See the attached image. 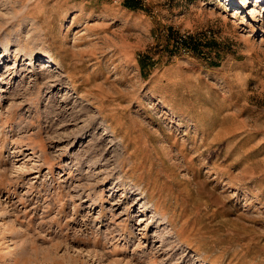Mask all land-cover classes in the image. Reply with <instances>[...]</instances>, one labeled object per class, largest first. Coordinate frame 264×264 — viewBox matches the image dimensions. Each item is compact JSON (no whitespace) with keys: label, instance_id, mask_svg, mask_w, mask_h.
<instances>
[{"label":"rangeland","instance_id":"374dc122","mask_svg":"<svg viewBox=\"0 0 264 264\" xmlns=\"http://www.w3.org/2000/svg\"><path fill=\"white\" fill-rule=\"evenodd\" d=\"M126 1L0 0V264H264V0Z\"/></svg>","mask_w":264,"mask_h":264},{"label":"bare ground","instance_id":"6f19581e","mask_svg":"<svg viewBox=\"0 0 264 264\" xmlns=\"http://www.w3.org/2000/svg\"><path fill=\"white\" fill-rule=\"evenodd\" d=\"M48 62H50L51 63V65H47L46 63H43L42 65H44V67L45 68H49V67H52V68H54V66H55V63L52 61V60H50V61H48ZM60 75V74H59ZM60 79V78H59ZM90 116H92V115H90ZM98 117V116H97ZM96 117V118H97ZM89 118V117H88ZM91 118V117H90ZM97 120V119H96ZM96 120H94V121H92L93 123L96 121ZM89 121L91 122V120L89 119ZM91 122V123H92ZM90 124V123H89ZM106 126V125H105ZM111 127V126H110ZM112 133H114L115 135H116V132H115V130H114V132H112ZM104 134V133H103ZM115 137V136H114ZM102 142V141H101ZM102 146H104V145H102ZM120 155V154H119ZM120 158H121V156H120ZM149 198L148 196H142V195H140L139 194V197H138V200H147V199ZM155 208V207H154Z\"/></svg>","mask_w":264,"mask_h":264},{"label":"trees","instance_id":"16d2710c","mask_svg":"<svg viewBox=\"0 0 264 264\" xmlns=\"http://www.w3.org/2000/svg\"><path fill=\"white\" fill-rule=\"evenodd\" d=\"M126 3L129 7H135L136 6V4L133 3V0H127Z\"/></svg>","mask_w":264,"mask_h":264}]
</instances>
